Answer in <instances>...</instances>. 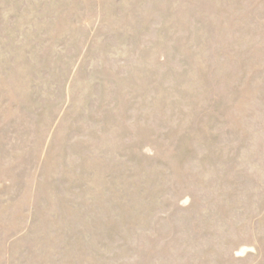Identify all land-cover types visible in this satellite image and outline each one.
Wrapping results in <instances>:
<instances>
[{
	"label": "rangeland",
	"instance_id": "rangeland-1",
	"mask_svg": "<svg viewBox=\"0 0 264 264\" xmlns=\"http://www.w3.org/2000/svg\"><path fill=\"white\" fill-rule=\"evenodd\" d=\"M0 264H264V0H0Z\"/></svg>",
	"mask_w": 264,
	"mask_h": 264
}]
</instances>
